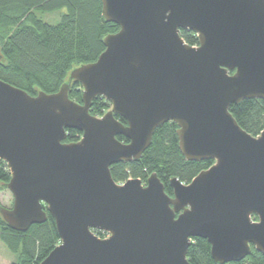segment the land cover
<instances>
[{
  "label": "water",
  "instance_id": "95a60500",
  "mask_svg": "<svg viewBox=\"0 0 264 264\" xmlns=\"http://www.w3.org/2000/svg\"><path fill=\"white\" fill-rule=\"evenodd\" d=\"M100 2L119 31L96 62L50 95L0 81V161L13 198L1 218L25 232L51 216L59 244L40 264H190L195 238L219 264L242 261L251 246L264 256V129L252 137L228 111L264 101V0ZM72 81L81 104L68 98ZM96 97L111 105L100 118L89 114ZM167 122L187 161L213 165L187 185L172 179L171 196L154 174L116 184L109 168L140 159ZM66 130L80 140L64 144Z\"/></svg>",
  "mask_w": 264,
  "mask_h": 264
},
{
  "label": "trees",
  "instance_id": "16d2710c",
  "mask_svg": "<svg viewBox=\"0 0 264 264\" xmlns=\"http://www.w3.org/2000/svg\"><path fill=\"white\" fill-rule=\"evenodd\" d=\"M59 11L64 13L55 25L38 17L40 13ZM118 31L117 25L104 20L100 0H0V81L30 96L39 92L54 94L68 83L72 70L96 62L105 50V37ZM179 35L188 46H198L194 33L180 30ZM68 98L82 103L80 84L70 82ZM110 109V103L96 97L89 114L100 118ZM228 111L248 135L257 137L263 131V100H242L231 105ZM114 118L126 125L121 117ZM65 134L64 144L76 143L81 137L76 130H66ZM116 139L123 144L128 142L121 136ZM213 163V160L187 161L179 149L177 125L167 122L155 129L151 144L140 159L120 162L109 171L116 184L128 179L144 183L154 174L165 194L171 196L172 179L187 185ZM9 180L10 173L0 161V191L7 190ZM94 234L105 237L102 232ZM0 241L15 257L13 264H40L59 244V237L48 213L44 223L33 225L25 232L13 231L0 216ZM186 258L190 264H219L212 260L208 242L199 238L192 239ZM226 264H264V256L251 246L245 259Z\"/></svg>",
  "mask_w": 264,
  "mask_h": 264
},
{
  "label": "rangeland",
  "instance_id": "374dc122",
  "mask_svg": "<svg viewBox=\"0 0 264 264\" xmlns=\"http://www.w3.org/2000/svg\"><path fill=\"white\" fill-rule=\"evenodd\" d=\"M64 11L54 13H40L38 17L45 23L55 25L59 22L61 15ZM13 198L8 190L3 189L0 191V207L10 209L12 207ZM15 257L8 251V249L0 241V264H13Z\"/></svg>",
  "mask_w": 264,
  "mask_h": 264
},
{
  "label": "built area",
  "instance_id": "2783aa9c",
  "mask_svg": "<svg viewBox=\"0 0 264 264\" xmlns=\"http://www.w3.org/2000/svg\"><path fill=\"white\" fill-rule=\"evenodd\" d=\"M8 169V168H7ZM9 171V170H8Z\"/></svg>",
  "mask_w": 264,
  "mask_h": 264
}]
</instances>
